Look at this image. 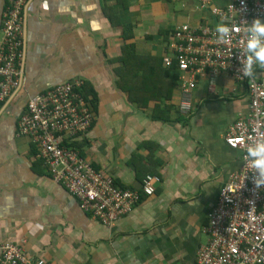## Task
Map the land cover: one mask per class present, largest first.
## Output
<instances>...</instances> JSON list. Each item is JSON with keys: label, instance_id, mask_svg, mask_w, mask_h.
I'll return each mask as SVG.
<instances>
[{"label": "crops", "instance_id": "0c3cea01", "mask_svg": "<svg viewBox=\"0 0 264 264\" xmlns=\"http://www.w3.org/2000/svg\"><path fill=\"white\" fill-rule=\"evenodd\" d=\"M182 24L216 21L194 0L27 1L20 88L0 108V245L46 264H194L218 191L241 167L224 136L247 117L248 94L227 73H198L190 110L179 113V73L163 75L162 58ZM123 47L130 63L120 58ZM255 73L264 88V67ZM72 80L96 96L92 126L76 139L84 158L116 187L140 194L111 228L79 209L16 131L29 97ZM156 83L164 92L155 96ZM149 170L159 181L145 196Z\"/></svg>", "mask_w": 264, "mask_h": 264}, {"label": "built area", "instance_id": "2783aa9c", "mask_svg": "<svg viewBox=\"0 0 264 264\" xmlns=\"http://www.w3.org/2000/svg\"><path fill=\"white\" fill-rule=\"evenodd\" d=\"M28 0H3L0 18V108L20 88L23 12ZM209 12L215 26L198 28L188 24L176 27L169 35L168 53L162 65H175L179 73L180 103L178 111L190 110V95L195 75L227 73L246 86L248 115L238 119L224 136L231 150L241 153V167L219 189L218 198L207 215L204 234L207 241L196 253L194 264H264V186H254L258 178L248 166L247 147L264 140V88L252 66V75H243L245 42L249 34L243 29L253 19L264 21V0H225L222 7L214 0H194ZM229 28V36L217 42V25ZM264 44V39L261 40ZM73 80L47 88L28 98L20 114L16 131L29 138L37 148V158L48 169L51 179L61 185L77 202L79 209L100 225L111 228L131 213L140 200L137 191L116 187L112 177L95 170L76 151L63 148L64 140L83 137L91 128L94 113L82 102ZM158 178L147 175L141 193L151 196ZM0 264H46L29 258L18 245H0Z\"/></svg>", "mask_w": 264, "mask_h": 264}, {"label": "clouds", "instance_id": "9594fccd", "mask_svg": "<svg viewBox=\"0 0 264 264\" xmlns=\"http://www.w3.org/2000/svg\"><path fill=\"white\" fill-rule=\"evenodd\" d=\"M243 29L249 34L245 48L247 53H250L243 59V75L250 77L253 64L264 67V44L261 43V40L264 39V23L253 19ZM215 32L217 33V42H223L229 36V28L223 24L217 25ZM246 151L249 157L255 158L248 162V166L255 170L258 177L253 180V185L264 186V140H259L254 146L247 147Z\"/></svg>", "mask_w": 264, "mask_h": 264}, {"label": "trees", "instance_id": "16d2710c", "mask_svg": "<svg viewBox=\"0 0 264 264\" xmlns=\"http://www.w3.org/2000/svg\"><path fill=\"white\" fill-rule=\"evenodd\" d=\"M127 38H128V35H127L126 31H124V33H123V40H124V42H125V40ZM126 48H127V46H126ZM130 56L131 55H128L126 53V51H125V48L123 47L122 48L121 55H120V58L123 59V64L130 63L131 62V57ZM175 68H176L175 65H172L171 67H169V69H167L165 72H163V75L168 74L169 70L174 71L176 73V75H177V72H176V69ZM121 72H123V70ZM175 73L172 72V74H171V76L169 78H172L173 76H175ZM80 82H81L80 83V87L75 88V92L78 94L79 99L82 102H84L85 105H89L92 108V112L94 113L95 108L93 106L95 105V98H96L95 93L93 92V90L91 88L88 87V85H86L82 81H80ZM157 91L159 93H162V92H164V89L160 85H158L156 83L153 86V92H154L155 96H156V92ZM78 142L79 141L76 140V139L74 141L64 140L61 143V145H62L63 148L76 151V153L78 154V156L80 158L85 159L84 158V155H83V152H82V149L80 147V143H78ZM85 161L89 162L86 159H85ZM89 163L91 164L92 168H94L95 170H98L91 162H89ZM47 171H48V169H47ZM98 171H100V170H98ZM148 174L154 175V172L151 171V170H149ZM114 184H115V182H114ZM116 186H118V185L116 184ZM123 189H125V188H123Z\"/></svg>", "mask_w": 264, "mask_h": 264}]
</instances>
